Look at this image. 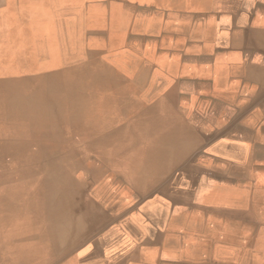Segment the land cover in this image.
Here are the masks:
<instances>
[{"label": "bare ground", "instance_id": "obj_1", "mask_svg": "<svg viewBox=\"0 0 264 264\" xmlns=\"http://www.w3.org/2000/svg\"><path fill=\"white\" fill-rule=\"evenodd\" d=\"M47 1L62 21L8 13L17 33L0 45V264H264V155L241 147L242 126L205 129L242 106L244 53L221 52L241 37L213 11L247 3L132 0L128 18ZM40 35L47 47L17 50Z\"/></svg>", "mask_w": 264, "mask_h": 264}, {"label": "rangeland", "instance_id": "obj_2", "mask_svg": "<svg viewBox=\"0 0 264 264\" xmlns=\"http://www.w3.org/2000/svg\"><path fill=\"white\" fill-rule=\"evenodd\" d=\"M108 1H110L111 3H112V1H114V3H117L118 10L111 11L108 8L109 3H107L106 0H101L100 3L102 5H106L105 10L103 11L104 13H122V14L126 15L128 18H131L133 16H137V15L130 14V13H137L135 9H136L138 3H136L135 1L134 2L132 0H108ZM40 2H42L43 5L40 8L39 12L35 13L36 12V11H34L35 10V8H34L35 4L40 3ZM92 3L94 4V2H92ZM237 3H247L245 6L246 10H243L241 13H236V11H234L232 9L231 10H224V9H222V10L217 9L216 10L215 9L213 11V13L215 14L214 18H216V20H218V24H220L221 27H224L227 30H230L233 32H238L237 34H240V37H241L240 42H239L241 44L230 42L229 43L230 45H228V46L227 45L226 46L220 45V46L222 48L221 52L230 51V54L231 53L236 54L239 51V52H241V54L244 53V57L242 59H238V61L241 62L240 67L243 71L241 83H243L245 86H243V84H242V90L243 91L241 90V92L239 93L242 97L236 98L237 101H241L242 106L240 107L237 105H233L228 113H225L224 111H222L226 115H223L219 110L216 111V114H217L216 118L218 120H220L219 124L213 125L211 122H209V124H208L209 127L207 125V126H205V129L208 130V132L210 134H212V133H214V127H221L222 122H226L225 123L226 129H235V128L242 126L244 128V131H246L248 129L250 132L248 131V133L245 134V136L243 134L241 147L242 148L244 147L243 149L245 151H247V150L251 151L252 150V154L254 156H256L258 154L264 155V150H262L258 144V140H257L258 135L256 132L257 125L254 123L253 117H252L258 111V109H256V108H258V103L261 101H264V89L262 90V88H264V87H263L262 83H260V84L258 83V74H260V76L264 79V76H263L264 71L260 70V68H261L260 64L262 62H264V43H260V42H264V19L255 18L257 13H258V6H264V0H233V5H235ZM248 4H249V7H248ZM61 6L62 5L59 3H58V5H50V2L47 0H40V1H36V0H31V1L30 0H24V1L0 0V14H1L0 15V45L4 44V42H3L4 38L7 37L11 32H15V34L17 33L16 30L9 27L11 25V23H10L11 19H8V17H9L7 15L8 13H18V16H21L20 18H22L23 21L26 24H28V26H29V23L31 22V20H34V21H40L39 25L46 27V26H49V24H51L50 21L53 18L58 19L59 21H62V14L60 13V11L63 8ZM235 13L237 16V20H235V17H234ZM144 15L148 20L152 19V15L150 13L144 14ZM59 17H60V19H59ZM116 27L117 28H115V25H113L111 30L117 31L116 29H118L119 26H116ZM119 29L125 30V28L122 26V24H121V27ZM260 29L261 30L263 29V30L261 31ZM19 30H20V32L23 31L20 28H19ZM23 32H27V30L23 31ZM6 33H9V34H6ZM120 33H123V31H118V32H116L115 35L117 36ZM249 34L250 35L252 34L253 36L252 35L250 36ZM38 38H39V42L35 41L34 44L31 43L28 45H21L18 47L17 50H19L21 48H25L24 53L27 54L26 55L27 57H31L30 55H31L32 51H30V50H33L35 48V46H36L35 44H39L42 47H47V45L49 44L47 41L41 40V35L39 37H37V39ZM237 38L239 39V37H237ZM216 46H218V45H216ZM229 47H231V48H229ZM212 49H214L217 52L219 51V49H217V48H212ZM33 53H34V51H33ZM194 54H196V53H194ZM194 54L192 56H194ZM1 60L2 59H0V69L2 68L1 65H3ZM60 60L61 59L58 56L54 57L52 60H50L48 58L36 59V57H34L33 61L29 58L28 64H30L32 67H34L39 72H44V71L49 70L51 67H53L52 65H56L57 63H59ZM74 60L75 59H72L71 62L72 63L75 62ZM71 62H70V64L72 65ZM231 62H233V63L227 62V66H228V67H226L227 71H233L232 69L234 67V62H236V61H231ZM67 64H69V63H66V65ZM228 68H229V70H228ZM183 74H185V73H179L178 78ZM244 74H246V75H244ZM208 78H210V77H208ZM251 78H252V80H251ZM244 81H246V82H244ZM246 84H248V85H246ZM207 95H209V94H207ZM247 115L248 116L250 115V116L248 117ZM218 131H221V130H218ZM218 131H215V132H218ZM244 144H246V145H244Z\"/></svg>", "mask_w": 264, "mask_h": 264}]
</instances>
